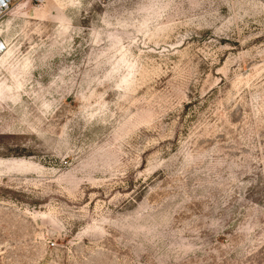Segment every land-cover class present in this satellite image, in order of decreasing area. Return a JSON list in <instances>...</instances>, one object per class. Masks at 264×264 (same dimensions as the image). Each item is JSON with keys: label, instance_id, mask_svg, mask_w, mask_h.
I'll return each mask as SVG.
<instances>
[{"label": "rangeland", "instance_id": "rangeland-1", "mask_svg": "<svg viewBox=\"0 0 264 264\" xmlns=\"http://www.w3.org/2000/svg\"><path fill=\"white\" fill-rule=\"evenodd\" d=\"M0 34V264H264V0H13Z\"/></svg>", "mask_w": 264, "mask_h": 264}, {"label": "built area", "instance_id": "built-area-1", "mask_svg": "<svg viewBox=\"0 0 264 264\" xmlns=\"http://www.w3.org/2000/svg\"><path fill=\"white\" fill-rule=\"evenodd\" d=\"M12 4H13V0H0V21L9 12ZM6 48H7L6 42L0 34V54L5 52Z\"/></svg>", "mask_w": 264, "mask_h": 264}]
</instances>
